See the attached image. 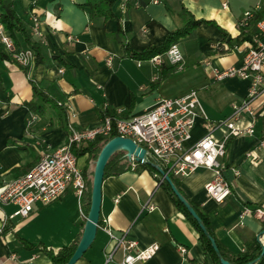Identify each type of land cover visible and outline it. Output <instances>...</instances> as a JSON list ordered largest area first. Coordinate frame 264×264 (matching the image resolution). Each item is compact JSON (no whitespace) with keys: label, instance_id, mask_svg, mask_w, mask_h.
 <instances>
[{"label":"crops","instance_id":"obj_1","mask_svg":"<svg viewBox=\"0 0 264 264\" xmlns=\"http://www.w3.org/2000/svg\"><path fill=\"white\" fill-rule=\"evenodd\" d=\"M111 1L114 18L90 21L88 8H82L86 0H8L40 43L43 62L26 69L16 61L0 59V192L6 182L29 171L44 153L61 146L69 133L58 109L34 97L30 80L38 83L49 99L69 106L67 118L79 128L98 124L97 108L102 104L123 112L134 102L127 117L140 116L159 98L196 89L209 122L198 119L190 144L211 132V125L230 117L233 105L248 95L249 80H216L213 69L225 70L241 63L245 50L254 45L256 29L254 23L240 29L238 21L257 5L263 14L264 0H159L157 4L143 0L141 7L128 0L125 10V0ZM225 2L227 8H223ZM182 7L196 19L210 22H203L193 35L176 42L184 62L158 83L162 67L174 65L164 54L160 66L150 59L130 58L115 35L121 25L131 49L146 51L182 26ZM32 15L39 18V34L32 31ZM18 39L19 48L27 49L23 38ZM258 42L264 44V34ZM0 48L7 54L1 44ZM30 101H36L38 111L28 108L26 102ZM254 108V133L230 138L222 159L232 190L224 202H216L205 192L212 170L199 168L189 176H176L185 196L208 215L217 239L234 253L243 251L251 237L264 241V219L244 214L246 209L264 207V95ZM224 131L217 129L213 134L221 138ZM77 159L84 170L87 156ZM149 205L152 209L146 208ZM15 210L14 205L0 201V219ZM86 218V208L72 190L28 217L11 218L0 234V264H51L43 252L28 250L23 241L53 249L67 246L82 232ZM105 223L117 231L129 229L140 247L158 244L156 254L138 264L211 263L198 231L147 170L132 169L103 180L99 226ZM107 243L106 234L98 227L92 247L75 264H104ZM181 248L187 252L182 254Z\"/></svg>","mask_w":264,"mask_h":264},{"label":"built area","instance_id":"obj_2","mask_svg":"<svg viewBox=\"0 0 264 264\" xmlns=\"http://www.w3.org/2000/svg\"><path fill=\"white\" fill-rule=\"evenodd\" d=\"M142 1L132 0V4L134 7H141ZM145 1L149 4L159 3V0ZM127 2L128 0H125L122 5L124 10ZM223 8H227L226 2L223 3ZM261 9L262 7L257 5L252 10L246 11L238 21V27L246 29L255 20L256 29L254 45L245 50L241 63L225 70L213 69L216 80L238 78L250 82L248 95L240 104L233 105L230 117L211 125V132L190 144L198 119H202L207 124L209 122L198 91L190 89L175 97L159 98L140 116L121 117L122 112L117 111L115 116L106 115L101 117L95 126L85 128L76 127L68 119L67 140L61 146L44 153L29 171L6 182L2 187L0 201L14 205L16 210L0 219V234L5 231L11 218L28 217L35 209L58 200L67 190H72L82 202L86 180L73 147L89 143L99 135L106 136L114 128L118 136L129 137L144 148L148 160L159 161L166 167L167 174L170 172L175 176L186 177L199 168L212 170L213 178L205 185V192L216 202H224L232 192L222 163L228 141L232 137L254 133L256 118L254 103L264 95V44L258 42L260 36L264 34V13L260 14ZM258 14L260 17L257 19ZM39 25V18L32 15L34 34L40 33ZM0 44L21 67L28 68L33 64V52L28 48H18L1 21ZM164 56L172 65L182 66L184 62L177 43L172 44ZM150 60L158 66L164 62L162 55H155ZM60 72H63V69ZM58 104L61 105V103ZM63 105L69 111L70 107ZM34 119L36 117L32 118ZM240 122L246 125H239ZM29 123L31 124V121ZM221 128L225 131L221 138H217L213 131ZM233 171L235 175H238L239 171L236 168ZM152 207V205L146 206L148 209ZM244 214H252L259 219H264V207H256L254 210L246 209ZM98 227L108 238V243L103 250L104 264L146 262L159 250L158 244L140 247L138 241L130 236L129 229L117 231L106 223L101 226L98 224ZM180 251L182 254L187 252L185 248H181ZM12 259H15V256H12Z\"/></svg>","mask_w":264,"mask_h":264},{"label":"trees","instance_id":"obj_3","mask_svg":"<svg viewBox=\"0 0 264 264\" xmlns=\"http://www.w3.org/2000/svg\"><path fill=\"white\" fill-rule=\"evenodd\" d=\"M82 8H88L90 21H93L96 18H102L104 19V21L114 18L111 0H86L85 4L82 5ZM179 16L182 21V26L176 29L175 31H173L172 33L168 34L165 40L161 44L151 46L146 51L136 52L133 49H131L128 35L124 32L121 25L119 26L115 38L121 44L124 52L130 58L139 61L148 60L155 55L164 54L171 47L172 44L178 42L180 39L193 35L196 29L203 22H208V23L210 22V21H204L202 19H196L194 15L190 11H188L185 7H182ZM259 17L260 15H257L256 18L258 19ZM0 21L4 24L6 30L10 31L11 36L13 37L14 42L16 46H18V48L20 46L18 36H21L23 38V43L34 54V61L32 65L38 66L42 64L43 56H42L40 43L32 38L29 31L26 29L24 20L18 15L13 4L9 3L8 0H0ZM254 21L252 23H254ZM0 59L10 62L15 61V59L12 56L4 53L1 50V48H0ZM176 69H177L176 65L170 68H166L165 66H163L160 72L158 83L166 79ZM25 72L27 73L28 70H25ZM30 83L32 86L34 97L40 101L49 102L53 106H55L58 109L59 118L62 125L64 126V128L68 129V118H67L66 107L63 104L59 105L58 102L49 99L38 83H36L33 80H30ZM36 101L26 102V105L30 110L38 111L35 105ZM133 106H134V102H132L131 106L128 109L123 110L120 116L127 117L131 112V110L133 109ZM97 109L100 117H104L106 115L113 117L116 115L115 110L111 109L105 104L100 105ZM116 136H118V133L114 128L111 131V133L106 136L99 135L89 143H85L80 146L73 147V152L77 158L82 156H87L86 164L84 166L86 190L82 198V202L86 208L87 213L89 211L91 204L92 178H93L95 161L98 157L101 148L110 139ZM149 161L151 163H138L136 161L133 162L126 156L125 151H117L110 157V159L107 162L104 172V179L110 176H119L123 173L131 171L132 169L137 171H144V170L149 171L151 174L157 177L158 181L160 182V186L168 194L170 200L179 209V211L188 219V221L193 225V227L198 231L199 241L202 245L205 255L209 257L211 260L210 264H221L220 256L223 257L225 260H227L230 264H264V255H261L262 245H264V241L263 243H261L260 239H258L257 237H251L246 240L245 249L243 251L238 253H234L230 251L220 240L217 239L214 230L212 228L210 219L206 214V212L202 210L198 205L191 202L185 196L184 192L181 189L182 181L180 180V178L174 176L172 173L169 172L168 175L171 178L172 183L176 186V188L180 191V193L186 198V200L190 203V205L195 209V211L197 212V214L201 219V222L206 227L207 232L215 239L220 253L219 256L213 249L211 245V241L208 238V236L200 229L198 222L192 217V215L189 213V211L186 209L183 203L174 194L170 184L167 181L162 180V175L154 164L161 167L166 173L168 172L167 168L164 167L159 161H155L153 159H150ZM256 207H263V206L262 205L255 206L253 210ZM263 230H264V220H263ZM82 233L83 230L79 234V236H77L73 240L72 243L57 249L47 247L43 244H31L26 241H23V243L28 250H38L43 252L48 257L51 264H66L73 255L80 241ZM262 236H264V232L262 233L261 237ZM92 245L90 246V248L92 247ZM189 262L190 264L193 263L192 260H189Z\"/></svg>","mask_w":264,"mask_h":264},{"label":"water","instance_id":"obj_4","mask_svg":"<svg viewBox=\"0 0 264 264\" xmlns=\"http://www.w3.org/2000/svg\"><path fill=\"white\" fill-rule=\"evenodd\" d=\"M117 151H125L126 156L130 160H134L138 163H151L147 159L146 150L139 146L133 139L125 136H116L110 139L100 150L98 157L95 161L93 178H92V195H91V204L89 211L87 213V218L84 223L83 233L80 238V241L66 264H75L79 259H81L85 253L88 251L92 243L94 242L98 224L100 221V211H101V202H102V183L104 180L105 167L107 165L110 157ZM162 175V180L167 181L174 194L177 198L183 203L192 217L198 222L200 229L208 236L211 241V245L215 252L220 256L218 246L215 239L207 232L206 227L201 222V219L195 209L190 205L186 198L180 193L176 186L172 183L169 175L158 165L154 164ZM264 232V230H263ZM264 255V245H262V253ZM221 264H230L227 260L220 256ZM24 264H35L34 262H26Z\"/></svg>","mask_w":264,"mask_h":264}]
</instances>
